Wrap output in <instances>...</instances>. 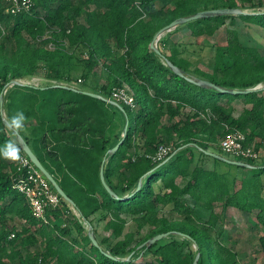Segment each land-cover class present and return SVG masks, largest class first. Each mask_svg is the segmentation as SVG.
<instances>
[{
    "label": "trees",
    "instance_id": "1",
    "mask_svg": "<svg viewBox=\"0 0 264 264\" xmlns=\"http://www.w3.org/2000/svg\"><path fill=\"white\" fill-rule=\"evenodd\" d=\"M219 8L251 9L253 13L189 22L166 33L157 47L163 58L189 76L226 89H253L264 82V53L242 44L237 20L264 29V0H36L28 13L18 16L6 14V4L0 0V18L7 30L0 36V96L6 84L31 78L38 71L51 83L9 88L4 95L5 117L23 111L26 125L35 122L29 135L24 128L20 134L80 215L69 218L71 207L62 200L60 206L47 211L48 225L39 222L26 197L14 189L13 180L20 176L18 162L0 158V264H38L40 259L56 264H193L198 253V264H239L220 234L210 233L209 227L219 219L214 214L217 206L223 212L229 208L245 214L257 212L256 223L263 228L259 247L264 255V168L245 169L204 153L227 133L228 126L244 132L246 143L263 151L259 160H237L264 165V91L234 96L198 87L176 75L150 49L156 33L176 19ZM224 28L226 44L214 46L224 50L210 73L192 69L191 62L181 57L184 47L170 40L179 29L189 31L195 40H207ZM79 65L82 86L93 82L95 88L77 89L111 98L113 89L127 86L135 95V110L121 105L128 117L130 113L134 116L132 121L129 117L124 143L116 154L108 155L104 169L107 184L121 198L131 195L143 181L140 191L127 200L111 197L100 180L103 160L122 138L123 112L82 93L52 87L53 82L70 86L72 72ZM236 102L250 108L235 117ZM10 139L0 107V147ZM189 144L195 146L182 149L156 169ZM161 145L173 150L155 162ZM208 161L214 167L207 168ZM218 164L226 165L227 171L219 172ZM186 197L212 214L203 226L196 224L195 208ZM162 207L182 220L161 216ZM100 211L105 213L101 221H107L116 238L122 236L124 215L138 218L139 229L149 226L150 231L139 240L135 232L128 233L111 245L107 238L100 240L94 229L92 216ZM16 218L23 223L19 229ZM82 221L92 227L101 248L120 261L92 245ZM71 223L84 235L81 242L73 236ZM171 231L188 235L190 239H185L195 248L186 251L184 243L172 239L138 250L150 238ZM39 239L45 241L44 250L31 251Z\"/></svg>",
    "mask_w": 264,
    "mask_h": 264
},
{
    "label": "rangeland",
    "instance_id": "2",
    "mask_svg": "<svg viewBox=\"0 0 264 264\" xmlns=\"http://www.w3.org/2000/svg\"><path fill=\"white\" fill-rule=\"evenodd\" d=\"M76 3H78V0H76ZM94 7L92 6L91 9ZM248 12V11H247ZM249 12H253V10H250ZM238 24V32L240 41L243 45L256 48L260 52L264 53V29L255 25H246L241 20H237ZM7 34V30H6ZM5 34V35H6ZM171 43L177 44L180 48L184 47V52H182L181 57L189 60L191 62L192 69L198 68L205 72H212L213 68L217 64L218 58L221 56L222 51L224 50L222 47L216 48L214 46H224L226 44V32L225 28L218 32V34L214 38H208L207 40L204 39H198L195 40L190 36V32L185 29H179L177 32H174L170 37ZM48 48L52 49L53 46L49 45ZM71 52V49H69ZM75 61L79 62V60L75 59ZM80 64V62H79ZM101 67L98 68V73L101 75ZM82 68L79 65V68L74 69L72 72L74 81L70 84V86H73L74 88H80L85 90H90V88H95V83L88 82V86H82L84 80L82 78ZM81 80V81H79ZM25 83L32 84L35 86H47L50 85L49 81L44 79L42 77V72L38 71L36 75H34L31 78L22 80ZM54 85L58 84L57 82H53ZM240 102L235 103L234 105V116H238L242 111L243 107ZM134 114L130 113L129 117L132 121ZM35 122L33 120L30 121L27 125H24V131L27 135L30 134V127L34 126ZM257 142H260L259 139H257ZM220 139L216 145H211L210 151L220 154L228 159L231 160H237L236 157L228 155L226 153H223L220 149ZM263 156V151L260 152V157ZM246 161V160H244ZM253 162V161H250ZM47 165L50 169H53L49 161H46ZM261 163L260 161H255V164L258 165ZM52 167V168H51ZM207 168H212L213 163L212 161L206 162ZM219 172H224L225 169H228V167L224 164H218L216 168ZM238 173V172H237ZM246 173V172H245ZM182 184V182H180ZM187 202L189 205L193 208H195L196 216L195 221L196 224L201 227L203 226L204 221L210 220L212 214L209 211L204 210L203 208H200L196 206V203L190 198L186 197ZM70 210V213L68 214L69 218H72L73 216H76L77 218H80L79 213L72 207ZM161 216H164L168 220H174V221H180L183 217L179 216L178 214L172 213L168 207L161 208ZM105 213L103 211L98 212L94 216H92V222L94 225V229L96 230L97 237L101 240L103 237L108 239V242L113 245L119 240H123L126 234L135 232L137 235V240L141 239L142 237L146 236L149 231V226H144L139 229V221L138 218L124 215L122 218L125 220L124 230L122 233V236L120 238H116L113 235V231L108 228L107 221H101V217ZM214 214L219 216V219L216 224H214V227L210 228V233L213 236H216L220 234L221 241L228 246L231 250H233L236 253L237 261L239 264H264V256L260 253L259 249V238L261 237L263 231L262 227L255 223L253 216H246V220L238 215H227L226 212L222 211V208L220 206H217L214 210ZM249 218V219H248ZM18 226H22V222L17 221ZM83 226L86 229V232H89V225L82 221ZM61 226L65 227V222H61ZM69 227L72 230V234L75 238H78V241L81 242L84 235H79L73 226V224H69ZM139 232V233H138ZM172 239H178L180 242L184 243V249L186 251H189L191 249H194L195 247L192 246L185 238H181L179 236H170L162 241L161 243H164L166 240H172ZM40 244L34 248L31 249L33 252L42 251L45 247V241L43 239H39ZM77 250L79 249L78 246L75 247ZM89 249V247H88ZM87 250V249H86ZM146 261H150V258H147ZM145 262V261H144ZM53 263L56 264L55 261Z\"/></svg>",
    "mask_w": 264,
    "mask_h": 264
},
{
    "label": "water",
    "instance_id": "3",
    "mask_svg": "<svg viewBox=\"0 0 264 264\" xmlns=\"http://www.w3.org/2000/svg\"><path fill=\"white\" fill-rule=\"evenodd\" d=\"M242 14H250L248 12H245L241 9H237V8H219V9H210V10H205V11H200L197 12L196 14L190 15V16H185V17H181L176 19L175 21H173L172 23H170L169 25L165 26L164 28H162L161 30H159V32L156 33V35L154 36L151 44H150V49L153 50L157 55L161 56V52L157 47V43L159 42V40L166 34L169 33L173 30H175L177 27L185 25L189 22L192 21H196V20H201V19H206V18H210V17H217V16H239ZM162 59L165 61V64L168 68H170L176 75L185 78L188 82L192 83L193 85H196L198 87L201 88H206V89H212L215 90L221 94H226V95H246V94H250L252 92H259V91H264V82L263 84L258 85L257 87L253 88V89H246V90H237V89H226L223 88L219 85H216L210 81L207 80H203L194 76H189L187 75L183 70H181L179 67L175 66L172 62H170L169 60L165 59L162 57ZM30 85L28 83H25L21 80H13L10 83L6 84V86L4 87V90L0 96V107H1V114L3 116V120L4 122L6 121V117H5V111H4V95L6 93V91L13 87V86H27ZM54 88H64V89H70L72 91L78 92V93H82L84 95H87L89 97L101 100L107 104H110L112 106L117 107L118 109H120L125 117V127H124V131H123V135L121 140L117 143V145L112 148L107 156L105 157V159L102 162V166L100 169V180L101 183L104 187V189L106 190V192L113 198L116 199H122V200H127L129 198H132L136 193H138L140 191V189L143 186V181L141 180L139 182V185L137 186L136 190L129 196L121 198L119 197L115 191L112 190V188L107 184L106 179H105V174H104V169H105V164L108 160L109 157L113 156L114 154L117 153V151L120 149L121 145L124 143L127 133H128V128H129V117L127 112L125 111V109L117 102L111 100L110 98H105L100 94H96V93H92L89 91H84V90H79L76 89L74 87H70L67 85H54L52 86ZM18 143L21 147V150L24 152L25 155H27L29 157V159L32 161V163L36 166V168H38V170L40 172H42V174L47 178V180L52 184V186L54 187V189L57 191V193L61 196V198L67 202L70 206H72L74 209H76V205L75 203L67 196V194L64 192V190L60 187V185L58 184V182L55 180V178L47 171V169L43 166V164L41 163V161L39 160V158L35 155V153L33 152V150L31 149V147L29 146V144L26 142V140L21 136V134L19 135L18 138ZM190 146H195L194 144H189V145H185L181 148H179L178 150H176L163 164L159 165L156 169L162 167L164 164H166L169 160H171L179 151H181L182 149H185L187 147ZM204 153L210 157H213L215 159H218L222 162H225L227 164L233 165V166H237V167H242L245 169H260V168H264V165H252L250 163L247 162H243L240 160H231L228 159L220 154L211 152V151H206L204 150ZM109 155V157H108ZM85 223H87L89 225L88 222L85 221ZM89 233L88 236L90 238V241L92 242V245L96 248H98L102 254H104L106 257L111 258L113 260L116 261H120V258L114 257L112 256L109 252L103 250L99 244V242L97 241L93 231H92V227L89 225ZM180 236L186 239H190V237L188 235H185L181 232H176V231H171V232H167V233H161L158 234L152 238H150L149 240H147L146 242H144L143 244H141L138 248V250L144 249V248H149L152 245L170 237V236ZM133 256L130 255L126 260L131 259V257ZM200 260V253H198L194 259L193 264H198Z\"/></svg>",
    "mask_w": 264,
    "mask_h": 264
},
{
    "label": "built area",
    "instance_id": "4",
    "mask_svg": "<svg viewBox=\"0 0 264 264\" xmlns=\"http://www.w3.org/2000/svg\"><path fill=\"white\" fill-rule=\"evenodd\" d=\"M36 0H4L6 4L5 13L12 16L28 13L34 6ZM6 34L5 24L0 18V36ZM111 100L124 105L131 110L137 108L136 98L132 90L127 86L118 87L112 90ZM227 133L220 139V149L223 153L234 156L237 159L259 160L260 153L253 145L246 143V134L237 129L225 127ZM171 146H159L153 157L155 162H161L172 152ZM22 160L18 162L20 176L13 180L14 189L26 197L32 210L33 216L44 225L49 224L47 211L61 205L62 198L54 189L47 178L36 168L27 155H21ZM15 235H11V239ZM38 264H55L42 259Z\"/></svg>",
    "mask_w": 264,
    "mask_h": 264
},
{
    "label": "clouds",
    "instance_id": "5",
    "mask_svg": "<svg viewBox=\"0 0 264 264\" xmlns=\"http://www.w3.org/2000/svg\"><path fill=\"white\" fill-rule=\"evenodd\" d=\"M25 120L26 117L23 111L16 112L10 119H6V132L9 133L13 139H10L4 146L0 147V158L10 162H20L22 160L18 138L21 130L24 128Z\"/></svg>",
    "mask_w": 264,
    "mask_h": 264
},
{
    "label": "crops",
    "instance_id": "6",
    "mask_svg": "<svg viewBox=\"0 0 264 264\" xmlns=\"http://www.w3.org/2000/svg\"><path fill=\"white\" fill-rule=\"evenodd\" d=\"M251 9H247L245 12H247L248 11V13H253V12H249ZM246 25H249V24H246ZM237 103V102H236ZM242 104V103H241ZM234 105H235V103L233 104V107H234ZM243 105V104H242ZM244 108H243V110L244 109H249L250 108V106H243ZM242 113V112H241ZM240 113V114H241ZM239 114V115H240ZM238 115V116H239ZM238 116H236V117H238ZM213 167H214V164H213ZM224 171H227L226 169L224 170ZM181 181H179V183H180ZM226 213H227V215H229V214H232V215H236L237 213H238V215H240L239 217H241V218H243V220L245 219L246 220V218L244 217V215H246V216H253V218H254V221H255V223H256V211L255 212H253L252 214H245V213H243V212H241V211H239V210H237V209H235V208H229V209H227V211H226ZM249 219V218H248ZM17 221H19V219H15V222H16V225H17V227H18V229L20 228V226H18V223H17ZM20 222V221H19ZM262 231H263V228H262ZM263 234V233H262ZM39 244H40V241H39ZM259 249H260V247H259ZM261 251V250H260ZM262 255H263V253L262 252H260ZM264 256V255H263Z\"/></svg>",
    "mask_w": 264,
    "mask_h": 264
}]
</instances>
